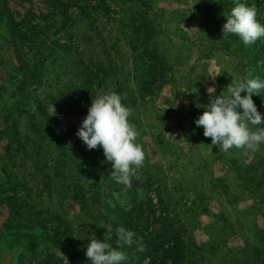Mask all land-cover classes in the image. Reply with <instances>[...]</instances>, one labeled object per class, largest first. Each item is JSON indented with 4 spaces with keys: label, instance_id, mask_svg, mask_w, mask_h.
Returning <instances> with one entry per match:
<instances>
[{
    "label": "rangeland",
    "instance_id": "1",
    "mask_svg": "<svg viewBox=\"0 0 264 264\" xmlns=\"http://www.w3.org/2000/svg\"><path fill=\"white\" fill-rule=\"evenodd\" d=\"M237 3L264 25V0H0V264H91L119 226L146 249L122 264H264V143L223 153L195 124L210 88L264 80V37H223ZM101 89L133 109L131 188L76 135Z\"/></svg>",
    "mask_w": 264,
    "mask_h": 264
},
{
    "label": "clouds",
    "instance_id": "2",
    "mask_svg": "<svg viewBox=\"0 0 264 264\" xmlns=\"http://www.w3.org/2000/svg\"><path fill=\"white\" fill-rule=\"evenodd\" d=\"M226 23L222 27L223 37L231 34L238 36L245 46L254 44L264 37V25L257 21V8L237 3L225 14ZM219 96L212 95L214 88H210V102L204 107L203 113L195 120L198 127L203 128V135L211 138L212 146L219 151L227 153L230 149L242 150L244 156H249L259 150L264 143V117L258 112L252 99L253 95L261 94L264 90V80L248 72L247 76L233 80ZM247 93L242 96L241 93ZM242 109V112L239 111ZM57 115L53 105L50 116ZM133 109L122 103V96L114 91L99 90L92 97L87 116L83 119L76 135L93 150L102 147L106 160L112 162L111 178L118 184L131 188L133 178L139 180V172L144 166L146 154L140 143H137L139 132L135 124L129 121ZM107 233L112 234L113 229L108 226ZM117 236L114 248L108 242L111 235L104 241L93 237L87 245L86 257L91 264H122L127 260L125 252L119 250L123 246L136 245L137 251L146 249L143 237L119 226L114 232Z\"/></svg>",
    "mask_w": 264,
    "mask_h": 264
}]
</instances>
